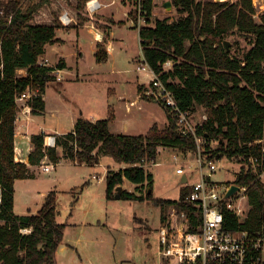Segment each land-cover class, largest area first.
<instances>
[{"label":"trees","instance_id":"trees-1","mask_svg":"<svg viewBox=\"0 0 264 264\" xmlns=\"http://www.w3.org/2000/svg\"><path fill=\"white\" fill-rule=\"evenodd\" d=\"M87 1L78 0L82 5ZM171 3L180 16L172 21L157 19L151 25L153 4L145 0V25L138 29L143 59L172 92L180 109L191 114L205 110L207 119L196 132L207 142H216L214 148L203 147L208 159H224L239 166L233 183L247 187L249 209L240 224L226 214L224 227L264 235V188L246 167L248 157L258 153L252 143L264 134V19L262 24L254 21L252 0ZM37 7L22 10L17 0L0 3V264H57L56 253L66 228L57 222L55 191L44 196L36 213H13L14 182L34 178L25 164L14 160L16 98L27 89L37 90L39 94L29 101L31 114L43 113L45 88L56 82L54 72L65 67L63 61L55 67L40 62L46 46L60 42L56 31L61 26L57 21L53 25L31 24ZM129 16L135 22L133 10ZM229 33L252 36L251 48L242 56L233 55L225 46ZM102 48L97 46L98 61L103 60ZM168 60L173 68L163 72L161 67ZM19 70L26 76H18ZM164 110L168 126L159 130L153 125L145 135L113 134L110 119L91 122L81 117L71 132L56 136L55 148L44 150V134L32 135L34 151L29 164L39 166L46 157L54 165L65 160L95 166L102 156L110 157L127 167L106 172L107 200L114 199L115 189L127 181L135 189L123 190L120 199L151 203L160 209L161 221L172 205L190 213L193 209L184 201L188 186L182 185L178 200L158 199L148 193L153 176L145 170L146 162H155L165 149L181 154L196 151L195 141L183 136Z\"/></svg>","mask_w":264,"mask_h":264},{"label":"rangeland","instance_id":"rangeland-1","mask_svg":"<svg viewBox=\"0 0 264 264\" xmlns=\"http://www.w3.org/2000/svg\"><path fill=\"white\" fill-rule=\"evenodd\" d=\"M7 1L9 0H0V3ZM17 1L22 10L38 5L32 20L39 13L49 14L53 11V15L59 12L61 16L68 11L73 19L68 26L61 23L60 16L56 18L61 28H70L72 25L82 27L88 25L90 21L88 15L86 16V3L82 5L78 0ZM103 1L107 5L98 10V14L110 15L117 22L125 20L124 11L129 9V6L133 8L132 0H124L127 7L122 4V0ZM224 2L231 4L235 0ZM166 3L170 4L169 8H166ZM263 3L264 0H252L255 10L253 19L257 24L263 23L264 9L261 7ZM152 4L151 25L157 19L167 18L172 21L180 16L171 0H152ZM129 24L116 25L111 30V37L114 39L113 51L107 56L109 60L103 62L95 60L93 35L87 33L85 28L80 30L78 35L75 30L56 31V37L64 42L50 46L48 56L53 62L56 55H61L66 60L68 69L66 74L55 73L57 83L49 84L47 97L51 111L55 112L60 120L68 119L70 112L79 111H83L82 118L89 115L91 117V112L95 110H101V115L97 116L98 120L108 119L103 102L109 100L113 104L114 117L117 119L111 127L116 134L145 135L153 125L159 130L168 126L167 114L162 105L147 95L152 90L149 72L136 69L143 56L139 46L138 30L131 29ZM92 25L95 28L101 26L95 21H92ZM252 42L253 37L250 35L229 33L225 37L227 50L238 56L248 51ZM79 52L83 54L82 60L77 55ZM40 62L47 65L46 61ZM58 77L61 81L65 77L73 79L61 93L57 90ZM136 81L144 84V88L140 92L137 104L129 106L128 110L124 98L129 101L137 100ZM203 115L205 110L198 109L192 113V119L199 123ZM60 128L69 129L64 122ZM211 147L214 148L215 145ZM195 156L194 153L181 154L165 149L160 152L155 162H146L144 168L153 176L151 190L153 197L178 200L182 189L180 184L182 175L176 171L180 168L188 173L195 171ZM44 161L45 164H49L46 157ZM217 165L218 169L210 177L213 182L222 184L232 181L239 168L234 162L224 159ZM107 169L115 171L117 163L106 156H102L96 166L73 165L71 162L63 161L55 164L50 173H42L37 166L31 171L34 175L32 180L18 182V193L19 186L24 185L23 198L17 201L14 213L20 216L34 214L43 202L42 193L45 195L51 191L56 192L57 222L66 225L63 242L56 253L57 264H165L158 256L157 230L161 224L160 209L149 202L107 200L104 180ZM96 174L102 179L99 181L91 179L92 175ZM203 174L207 176L209 172L205 170ZM188 180L189 183L196 181V172L193 176H188ZM144 192L142 189V193ZM262 260L264 263V247Z\"/></svg>","mask_w":264,"mask_h":264},{"label":"built area","instance_id":"built-area-1","mask_svg":"<svg viewBox=\"0 0 264 264\" xmlns=\"http://www.w3.org/2000/svg\"><path fill=\"white\" fill-rule=\"evenodd\" d=\"M133 13L135 17L134 26L137 30L145 25L146 11L145 0H133ZM101 4L98 0L86 2L87 12L94 14ZM264 9V3L262 4ZM2 12L0 11V16ZM63 25L68 26L72 19L68 12L60 16ZM162 71L167 72L173 68V62L168 60L162 65ZM137 71L149 72L151 74L150 85L152 90L147 93L156 102H159L174 118L178 131L183 136L191 137L196 144V170L184 172L177 169V174L191 176L196 172L197 180L188 182L189 192L185 197V203L191 205L190 213L181 211L177 206L167 208L165 218L157 230L158 256L165 264H264L262 250L264 247V235L251 234L247 231L236 229L229 230L224 227L226 214L234 216L239 224L247 216L249 209L247 187L238 186L229 181L225 184L213 182L211 174L218 169V161H211L204 154L203 147H210L215 141L207 140L197 135L196 127L201 126L207 119L206 115L201 117L199 123H195L192 114L180 109L174 99L172 92L162 83L157 75L148 67L143 60L137 66ZM60 71H55L57 73ZM60 81V77L57 79ZM37 90L27 89L16 98V105L20 114H31L29 101L37 96ZM17 119V117H16ZM16 121V120H15ZM44 134V133H42ZM56 136L44 134V150L56 147ZM257 147V155H251L247 159V168H250L264 188V134L252 143ZM52 163L43 164L40 167L42 173H50L53 169ZM209 172L206 176L204 171ZM235 174V176L239 173ZM95 179H98L95 177ZM231 186L237 190L226 198ZM259 253V255H258Z\"/></svg>","mask_w":264,"mask_h":264},{"label":"crops","instance_id":"crops-1","mask_svg":"<svg viewBox=\"0 0 264 264\" xmlns=\"http://www.w3.org/2000/svg\"><path fill=\"white\" fill-rule=\"evenodd\" d=\"M98 1L101 4V7L98 10H100L102 7L107 5L106 3H104L103 0H98ZM122 4L125 7H127L125 5V3H124V0H122ZM98 10L95 12L96 14L95 13L94 14H90V13L87 12V9L85 7V11L87 13L86 16L88 15V18L90 20V21H88L89 22L88 25L89 24H91V25L88 26L86 24V25H83L82 27H79V25H72V27H70V28H64V27L61 28L60 27L58 30L59 31H63V32L64 31H69V30H75L76 34L78 35L79 31L82 30L83 28H85L87 33L93 35V42H94L93 45H94V57H95V60L97 62H103V61L109 60V58L107 59V56H110V54L113 51L112 42H113L114 39L111 37L112 36L111 35L112 34L111 30L114 28V26L120 25V24L126 25L127 23H130L129 27L131 29L132 28H136V27L134 26L133 18L131 16H129V13L132 11V6H129V9H126L124 11L125 20H120L118 22L116 20H114L113 17L110 16V15L98 14ZM66 12H68V11H66ZM68 14L71 17L69 12H68ZM59 16H60L59 12H56V14L53 15V11H52V13H49V14L48 13L47 14L39 13V15H36L34 20L31 21V24L53 25L57 21L56 18L58 19ZM71 19H72V17H71ZM92 21L98 22L99 24H101V26L99 25L100 27L97 26V28H95L94 25H92ZM103 21H107V23H104ZM102 24H105V25H102ZM137 34H138V31H137ZM138 39H139V37H138ZM60 42H64V41L62 39H60ZM98 45H101L103 47L101 49V53H100V55L103 57V60H99V61L96 59V53L98 51V49H97ZM50 46H52V45L46 46L45 54L41 57L40 60L41 61H46L47 65L48 66H52V67H55L60 61H63L65 67L62 70H59V71L62 72L61 74H63V73L66 74L67 73V69H68V65H67L66 60L61 55L60 56L56 55V58L54 59V61L53 62L50 61V58L48 56V49H49ZM139 46H140V39H139ZM141 53H142V51H141ZM77 55H78V57L81 60L83 59V54L81 52L77 53ZM139 61L140 60H136V62H139ZM17 74L20 77L26 76V72L24 70L17 71ZM76 80H78V78H76ZM151 80H152V78H151V74H150V81ZM72 81H73V79H70L68 77H65L64 80H62V81L61 80L58 81L59 86H57V90L59 91V93L63 92L65 90V88L67 87V85L71 84ZM55 83H57V81ZM47 87L45 88V91H44V93L42 95V98H43V101H44V111H43V113H41L39 115H33V114L26 115V114H20L19 111H18L17 112V119L15 121L14 143H13L14 144V160L16 162H20V163L25 164L28 167L30 172L33 171V169L37 167V165L36 166L30 165L29 161H28V158H29L30 154L34 151V144L31 141V136L32 135H38L39 133L52 134V135H63V134H66V133L71 132L73 130L76 120L78 118H80V117L82 118V116H83V111H79V113H74V112L71 113L70 112L68 119L67 118H63L62 120H60L55 115V112H52L50 107H49V104H48L49 100H48V97H47ZM135 87H136V92H137V98H136L137 100L129 101L128 99L124 98V100H125L124 103H125L126 106L128 105V107H127L128 110L130 108L129 106H133V105L137 104V102L139 101L138 99L140 97V92L143 91L144 84H140L139 82L136 81V86ZM103 103H104V110H105L106 114H108V119H110V124H109L110 131L113 134H116V133H114L112 131V128H111V127H113L114 123L117 121V119H115V117H114L115 115L113 113V110H114L113 104L111 102H109V100H106ZM101 107H102V105H101ZM100 112H101V110L92 111L91 112V117H89L90 116L89 115L87 118H85V117L84 118L86 120H88V121L95 122L96 120H98L97 116L101 115ZM104 114L105 113H103V115ZM62 122L67 124L69 129L64 130V129L60 128V125H61ZM63 161H65V160H60L57 164H60ZM100 161H101V159H100ZM65 162H67V161H65ZM49 163H51V162L49 161ZM43 164H45L44 159L40 162V165L38 166L39 169H40V167ZM72 164L73 165H77V164H74V163H72ZM125 167H127L125 164H120V165L117 164V169L116 170L124 169ZM108 170H110V169H107V171ZM191 176H193V174ZM95 177L98 178V179H95ZM183 177H185L186 183H187L188 182V176L186 174L182 175L181 179ZM91 179L99 181V180L102 179V177L99 176V174H96V175H92ZM27 180H32V179L17 180V181L14 182V186H13L14 187L13 213H14V209H15V205L17 204V201L19 199L21 200L23 198V194H22L23 191L22 190L24 189V185H20L19 186V193H18L17 192L18 182L27 181ZM128 183L129 182L124 181L123 185L121 186L122 191L123 190H127L129 192L134 191L135 186L132 185V184L128 185ZM42 194H43V196L46 195V194L44 195V193H42ZM114 199H115V197H114ZM115 200H117V199H115ZM18 216H20V215H18Z\"/></svg>","mask_w":264,"mask_h":264},{"label":"water","instance_id":"water-1","mask_svg":"<svg viewBox=\"0 0 264 264\" xmlns=\"http://www.w3.org/2000/svg\"><path fill=\"white\" fill-rule=\"evenodd\" d=\"M224 1H226V0H215V2H224ZM165 6H166V8H169V7H170V4H169V3H166ZM180 184H186V179H185V177H183V178L181 179ZM236 190H237V187H236V186H231V187H230V190H229L228 193L226 194V198L229 197L230 195H232ZM115 191H116L115 199L118 200V199L120 198V194L122 193V188H121V187H117V188L115 189ZM150 192H151V190L148 189V193H150Z\"/></svg>","mask_w":264,"mask_h":264}]
</instances>
